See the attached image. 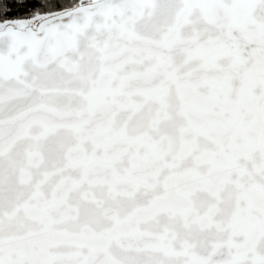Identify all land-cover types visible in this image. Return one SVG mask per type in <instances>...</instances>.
<instances>
[{"label":"snow or ice","instance_id":"obj_1","mask_svg":"<svg viewBox=\"0 0 264 264\" xmlns=\"http://www.w3.org/2000/svg\"><path fill=\"white\" fill-rule=\"evenodd\" d=\"M0 264H264V0H0Z\"/></svg>","mask_w":264,"mask_h":264}]
</instances>
